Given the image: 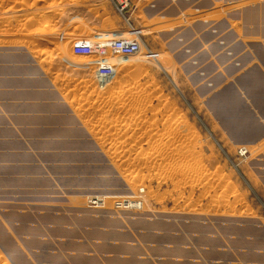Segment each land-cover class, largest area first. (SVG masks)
Masks as SVG:
<instances>
[{"label":"rangeland","instance_id":"1","mask_svg":"<svg viewBox=\"0 0 264 264\" xmlns=\"http://www.w3.org/2000/svg\"><path fill=\"white\" fill-rule=\"evenodd\" d=\"M128 1L120 11L109 0H0V104L20 93L33 107L0 112L18 144L0 134V158L57 154L27 144L30 127L11 121L21 116L36 119L40 139L71 128L62 142L85 165L32 175L28 189L0 186V264H264V99L234 85L254 70L264 81V0ZM118 41L137 52L116 53ZM234 88L241 108L211 101ZM243 116L261 132L238 141L225 120ZM15 163L0 176L39 165ZM78 171L96 189L75 195ZM136 191L140 210L112 209ZM147 224L178 244L158 247Z\"/></svg>","mask_w":264,"mask_h":264},{"label":"crops","instance_id":"2","mask_svg":"<svg viewBox=\"0 0 264 264\" xmlns=\"http://www.w3.org/2000/svg\"><path fill=\"white\" fill-rule=\"evenodd\" d=\"M208 2V6L210 5H214L213 1H209ZM226 4L230 5V2L227 0H225ZM166 3H171L169 0H166ZM231 6V5H230ZM209 8V7H208ZM207 9V7H206ZM146 10L145 12L149 15L150 13H153L156 15V13H158V11L155 10V8L153 6H150L149 8L144 9ZM208 11H210L209 9H207ZM214 12V11H213ZM181 21H183L182 19H180ZM249 37V36H248ZM254 37V36H252ZM252 51L254 50H258L259 49V45L255 44L252 45L249 48ZM255 52V51H254ZM255 58L257 59L258 57L255 56ZM257 60H260L259 58ZM34 73L32 72V76L35 77L37 76L38 72L36 69H34ZM18 71V70H17ZM16 71V73H18ZM228 66L225 67V69L223 70V73H228ZM244 76V75H242ZM245 77V76H244ZM251 81H247V83L243 85L239 84V82L237 81V83L235 82L234 85H236L237 88H239V90H245V92L255 95V92H258L261 94L262 98L264 99V81L259 77V74L254 70L249 72L248 76H247ZM9 87L8 84L5 83H1L0 82V101H2V99L5 96V91L6 89ZM235 87V88H236ZM234 88V90L230 91L229 93H223V94H217L211 101L214 102V100L216 101L217 99H221V104L224 106L228 103H230L231 105L234 106L235 109L237 108H241L242 102L240 100H238L237 96L235 95V91L236 89ZM228 96V97H227ZM259 96V95H258ZM25 97H27V94L25 95ZM30 99V96L27 98ZM231 99V100H230ZM21 100H23V95L20 93H16L11 97V101H13L14 103H8L6 104H0V112L4 111L6 113H18L20 111H22V109H30L33 107L31 105H27V104H20ZM263 101V100H262ZM257 104L260 106H264V101H258ZM256 104V105H257ZM210 105V103L208 104ZM243 106V105H242ZM262 109V108H261ZM224 110V108L222 109V111ZM220 111L219 109L216 111L218 112ZM264 117V114H263ZM251 120L254 121V119L251 116H243V117H237V118H233V117H229L226 118L225 122H229V123H234L235 126H237L234 129H229L225 126V130L228 131V133L226 132V134L232 138H234L235 140L237 138H240L237 136V132L239 135L242 136H249V137H253L256 134L258 135L261 132V128L259 126H254L251 125ZM11 121H12V125L18 127V126H29L30 128H28L26 130V134H28L27 136L29 137L27 140V144L29 146H31V148H35L37 147H44L45 150L48 151H57L56 155H52L49 156L46 153H39V154H26L23 156V158L21 160H18L17 157L15 156H11V155H7L6 156H1L0 158V165L2 164H12L13 162H20V163H25V164H39L38 166H34L31 169L28 168L27 170H25V168L23 167H16V165H13L12 168H8L9 170H6L5 172H2L1 176H0V186L2 187H6V188H13V189H18V188H23V189H28L30 187V185L27 183L32 179V175H36V174H41L45 173V171L47 173H52L53 171H62V172H67L69 170L75 171L76 169L79 168V170H84L85 165L84 166H79L76 167V164H81L84 162L83 160V155H80V153H78L77 151H72L71 149H69L68 146V142H67V148L66 145H64V142H62L63 139H71L73 138V136L71 135L70 131L71 128H67L65 130H57V131H53L50 134H48L47 137L45 138H37L34 135V130L32 129V126H35L37 124V121L35 118H22L21 116H14L11 117ZM24 121H26L27 123H25ZM252 121V122H253ZM250 122V125H247ZM1 125V123H0ZM4 128V129H3ZM263 129V128H262ZM230 130H232V133L230 132ZM3 136L4 139H6L7 142H10L12 144H16L15 140L11 138L10 134H8V131L6 130L5 127L1 128L0 131ZM80 132V136L76 137L78 138H86L84 131H79ZM261 138H263L262 136L259 137L257 139L260 140ZM238 141H240L239 139H237ZM244 140V139H243ZM242 140V141H243ZM78 143L81 141V144L83 145V143L85 142V140H77ZM18 145V144H16ZM40 150H43L41 148H39ZM39 150V151H40ZM73 153H72V152ZM15 163V164H16ZM59 164H67V165H61V167H59ZM56 165V166H55ZM75 165V166H74ZM28 167V166H26ZM4 173V174H3ZM9 174H14L17 175L18 178H13L10 177ZM78 177L75 178L74 180L68 182L69 183V187H74L76 188V190L74 191L75 195H83L86 192H90L93 189H96V185H86V179H85V172L82 171V174L80 173V171H78ZM65 185H66V181H65ZM62 187H64L62 185ZM19 190V189H18ZM16 191V190H14ZM73 191V190H72ZM23 192H18V194H22ZM17 194V193H16ZM24 194L28 195V194H32L31 191H25ZM147 236H144L147 239H153V237H157V239H155L156 244L158 247H164V245H166L165 243H168L170 245H177V239H167L169 240L168 242H162L161 236H156L152 231V225L147 224ZM93 233L95 234L96 239L102 240L103 238H105V234H101L98 231H93ZM114 233V232H113ZM111 233V238H115V234ZM70 235V234H69ZM60 236L62 237H67V234L62 233ZM69 237V236H68ZM125 235H120V239L124 240L125 239ZM154 240V239H153ZM174 253H176V251H174ZM123 264V263H122ZM126 264V263H124Z\"/></svg>","mask_w":264,"mask_h":264},{"label":"bare ground","instance_id":"3","mask_svg":"<svg viewBox=\"0 0 264 264\" xmlns=\"http://www.w3.org/2000/svg\"><path fill=\"white\" fill-rule=\"evenodd\" d=\"M113 5H115L117 7V2L119 0H109ZM171 3L173 4H179V3H189L190 0H169ZM192 2H194L193 0H191ZM120 3L123 5H129V1L128 0H125L124 2L123 1H120ZM118 8V7H117ZM200 8L198 9V12ZM119 11V10H118ZM120 12V11H119ZM198 12H193V13H198ZM211 16V15H210ZM209 16V17H210ZM211 18V17H210ZM205 24V23H204ZM207 26H210L211 23L209 24H205ZM214 30H212L210 32V34H214ZM26 39H30V38H26ZM32 52V51H31ZM55 79V78H54ZM62 79V78H61ZM73 79V78H71ZM57 80V79H56ZM62 81V80H61ZM64 81V79H63ZM81 81V80H80ZM65 83V82H64ZM83 83V82H82ZM60 84V83H59ZM86 85V84H85ZM84 86V85H83ZM73 102V101H72ZM71 103V102H70ZM84 103V102H83ZM79 108V107H78ZM81 108V107H80ZM240 153L244 152L245 150H239ZM86 185H95V183L93 181L89 182V183H86ZM141 190V189H140ZM138 192V191H136ZM142 193V192H141ZM141 193L138 192V193H131L130 196H125V197H114V198H111V207L112 209L115 211V212H135V211H138L141 209L142 207V204H143V200H142V197H141ZM107 195V194H106ZM127 195V194H126ZM108 197L105 196V197H102V200L98 199V200H95L96 202L93 203V201H90V204H94L96 205L97 202L98 203H102L101 205L105 204V202L103 201V199H107ZM110 199V198H109ZM162 242H168L169 240H167L165 237L161 239Z\"/></svg>","mask_w":264,"mask_h":264},{"label":"built area","instance_id":"4","mask_svg":"<svg viewBox=\"0 0 264 264\" xmlns=\"http://www.w3.org/2000/svg\"><path fill=\"white\" fill-rule=\"evenodd\" d=\"M120 1H125V0H119L117 2V6L118 8L120 9V11H123L124 9H126L128 7V4L127 5H123L120 3ZM124 46H130L129 48H126ZM116 53H119V54H125V55H129V54H133V53H136L137 50H138V47L137 46H134L133 44H129V45H126V44H123L121 41H118L115 43V47L113 49Z\"/></svg>","mask_w":264,"mask_h":264}]
</instances>
